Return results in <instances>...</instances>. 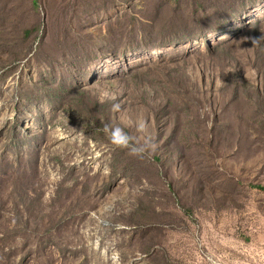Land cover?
Wrapping results in <instances>:
<instances>
[{"label": "rangeland", "instance_id": "1", "mask_svg": "<svg viewBox=\"0 0 264 264\" xmlns=\"http://www.w3.org/2000/svg\"><path fill=\"white\" fill-rule=\"evenodd\" d=\"M0 264H264V0H0Z\"/></svg>", "mask_w": 264, "mask_h": 264}, {"label": "clouds", "instance_id": "2", "mask_svg": "<svg viewBox=\"0 0 264 264\" xmlns=\"http://www.w3.org/2000/svg\"><path fill=\"white\" fill-rule=\"evenodd\" d=\"M108 93H102L103 96H107ZM111 98V97H109ZM114 109L119 108V104L113 105ZM135 128L138 133H141L144 135V143L138 144V143H131L132 137L126 133L119 125L111 126L105 125V131L109 137V140L112 145L120 148H127L129 153L132 155H142L147 147L151 144V136L149 133V124L144 119L143 115L138 116Z\"/></svg>", "mask_w": 264, "mask_h": 264}]
</instances>
